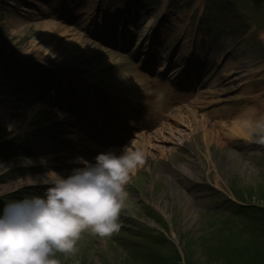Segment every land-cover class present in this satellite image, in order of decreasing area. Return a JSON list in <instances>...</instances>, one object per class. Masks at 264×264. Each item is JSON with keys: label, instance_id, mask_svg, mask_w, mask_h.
I'll return each instance as SVG.
<instances>
[{"label": "rangeland", "instance_id": "374dc122", "mask_svg": "<svg viewBox=\"0 0 264 264\" xmlns=\"http://www.w3.org/2000/svg\"><path fill=\"white\" fill-rule=\"evenodd\" d=\"M43 7L31 0H0V146L17 151L7 154L0 148V189L5 191V195L24 190L42 195L43 183L40 181L49 171L69 175L74 169L94 162L96 158L95 155H88L93 146L72 153L57 148L59 141H65L63 138L66 134H76L71 126L72 121L67 117L66 128L62 130L60 123L65 114L46 103L32 101L24 91L21 80L9 77L10 73L7 75L3 69L7 62L11 64L12 61L21 60L22 64L15 66L20 73L31 77L42 61L57 64L51 61L60 57L64 59L60 63L64 73L74 72L76 76V72H79L71 69L75 68V64L88 67L94 77L103 78L105 72H109L112 59L102 46L88 39L81 30L75 31L65 24L68 29L64 32L52 25L43 26L37 22H46L51 18L44 16ZM189 137L173 139L174 143L167 145V158L162 159L161 154L151 151L152 164L149 167L145 164L141 168L144 172L140 170L138 176L133 175L131 187H135V190L129 192L121 213L119 236L99 237L90 230L86 231L78 242L77 253H58L61 264H148L149 256L144 252L153 243L148 237L137 234L133 227H139L140 222L146 221L145 226L159 230L162 224L143 216L141 208L144 206L155 209L163 216L168 222L171 237L179 247L184 249L188 243L182 252L186 254L189 264H251L252 255L256 253L253 249L260 247V243L256 242L258 227L255 223L242 220L233 222L230 216L221 217L226 218L222 221L218 216L204 214L213 204L224 202L223 196L206 187L203 178L202 183L198 184L190 181V184L199 185L198 191L193 194L186 180L180 177L187 176L172 167L171 163L178 161L176 140ZM11 140H15L18 146L13 145ZM190 140L200 157L207 155L208 148L203 139L192 136ZM78 142L74 145L80 144ZM138 144L135 142V145ZM209 146L214 158L210 162L213 167L210 169L206 165L205 168L211 179L222 187L240 191L249 200L264 203V157L249 160L244 151L245 144L240 139L232 140L229 146L216 141L209 142ZM219 150L225 151L224 154L220 153V157ZM229 150L235 152L232 159ZM166 175H169L168 180L165 179ZM22 199L21 196L19 200ZM137 207H140V211L136 210ZM212 225L217 228H211ZM129 239L139 240L142 254H133ZM167 249L175 255L171 246ZM151 252L159 259L157 250L152 249ZM260 255H264V252Z\"/></svg>", "mask_w": 264, "mask_h": 264}, {"label": "clouds", "instance_id": "9594fccd", "mask_svg": "<svg viewBox=\"0 0 264 264\" xmlns=\"http://www.w3.org/2000/svg\"><path fill=\"white\" fill-rule=\"evenodd\" d=\"M246 138L264 144V118L248 124ZM145 162L142 149L126 145L119 154L101 152L69 175L49 171L40 181L48 185L42 195L11 200L0 214V264H61L56 254L77 253L86 231L118 233L127 185Z\"/></svg>", "mask_w": 264, "mask_h": 264}, {"label": "bare ground", "instance_id": "6f19581e", "mask_svg": "<svg viewBox=\"0 0 264 264\" xmlns=\"http://www.w3.org/2000/svg\"><path fill=\"white\" fill-rule=\"evenodd\" d=\"M43 26H47V25H49V26H54L56 29H58V30H62V31H64V32H67L66 30L68 29V28H66V26H63V25H61L60 23H56V22H53V21H44V22H40ZM74 47V46H73ZM72 50H74V49H72ZM2 81V80H1ZM247 112H251V110H249V109H246V110H244V113H247ZM243 117H247V116H244V115H241L240 117H238V119H236V120H241ZM243 121V120H242ZM242 121H233V122H231V124L233 125V128L234 129H236V128H238V129H240V130H243V127H248V124L251 122V121H248V122H243L242 123ZM240 125H242V126H240ZM247 130L246 129H244L243 131H241V132H239V133H237V134H239V135H247ZM230 136H232V130H231V132H230ZM164 139V141L166 142V140H165V138H163ZM165 179L166 180H168V176H166L165 177Z\"/></svg>", "mask_w": 264, "mask_h": 264}, {"label": "trees", "instance_id": "16d2710c", "mask_svg": "<svg viewBox=\"0 0 264 264\" xmlns=\"http://www.w3.org/2000/svg\"><path fill=\"white\" fill-rule=\"evenodd\" d=\"M256 242L260 243V247H255L253 250H256V253L252 255V260L250 261L251 264H264V255H260V253L264 252V224L261 223L258 226L257 232H256Z\"/></svg>", "mask_w": 264, "mask_h": 264}]
</instances>
